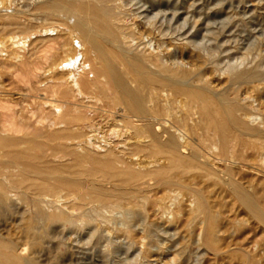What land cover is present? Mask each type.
I'll list each match as a JSON object with an SVG mask.
<instances>
[{
  "label": "rangeland",
  "instance_id": "rangeland-1",
  "mask_svg": "<svg viewBox=\"0 0 264 264\" xmlns=\"http://www.w3.org/2000/svg\"><path fill=\"white\" fill-rule=\"evenodd\" d=\"M41 1L46 2V0H0V13H1L0 14V97H1L0 105H3L2 103H4V107H5V108L0 109V113L1 112L3 113V116H2V113L0 114V118H1L0 122L4 121L2 119H7L10 116L9 114H12L13 116L14 115L13 113H15L13 117L16 121H20L19 117H21L22 123H24L25 121V123H29V124L33 123L32 125H34V122L37 119L38 120L41 119L40 123L43 125L40 126L41 124H38L37 122H35V125L38 124L40 127H43V131L45 130V132H48L46 131L47 129L49 130L48 127L55 126L54 128L52 127L51 130L49 131L50 133L49 132L48 133L53 134V132L56 133L57 131L59 133L58 136L60 135L62 136L63 133H60V132H62L64 128L63 126L65 125L61 123V124H55V125L48 126L50 120H54L57 117L56 112L53 111V109L48 105V103L46 104L44 102L47 100L52 101L54 99V96L52 95L51 90H50L51 88L49 89L48 86H51L52 88L56 90L59 89L58 92L62 90L65 92V89H66V92H68L69 89H72L73 87L72 83L70 82V79L67 76L69 75V69L71 70V72H74V73L79 72L77 74H78V78L80 79L79 81L80 84L81 83L82 85L87 84L88 82L92 81L96 77L94 74V71H95L94 69L96 68L97 63L94 59H92L89 55L85 54L84 52H83L84 54L79 55L81 50H83L84 46H82L81 44L79 45V42L77 43L75 41V43H73V47H74L73 52L67 51V54L69 56H72V58L76 60V61L72 60L73 65L71 64L72 66L70 65L67 67L64 65H61V66L57 65L66 56L64 52L61 53L60 51L62 50L61 48V44L63 43L62 41H67L66 38H68L67 31H65L64 29L66 26L65 24H63L64 23L63 21L67 19L66 18L67 15L56 13L53 11L50 12L46 8L43 10L44 6L42 7L43 4H40ZM125 2L126 4H124ZM110 4H112V2H110ZM37 5H41V6L37 7ZM39 7H41L40 10H39ZM6 10L10 13H8ZM119 10L120 11L122 10V12L120 14V20L118 23L121 25L123 24L122 26L124 28H126L127 26L130 29L131 27L130 31L132 32L134 31L133 32L134 37H136L137 35L136 37L137 39L135 40L144 42V44L141 45L142 46L141 49L144 51L147 50L145 52L155 50L154 52L163 53L162 54L163 58L168 63L172 59L178 62L182 61L181 63H183L185 67L191 68V69H194L202 65V72L205 74L206 79L210 82V85L213 88L215 89H221L223 87L227 88L225 92L226 94L225 96L228 98V100L232 99V97H234L238 93H239V96L241 97H244L243 96L244 94L250 96L251 89H252L251 93L256 92L255 93L256 96L254 97V94H251L248 101L249 102L253 101L252 102L253 105L251 103L250 104H251V107L253 108L254 106L256 110H254V108L253 109L251 108L250 110L251 112L254 111L253 113L257 114L256 116L258 117V119L256 118V120L250 121V124L256 127L259 126L260 128L263 127L264 125V110H263L264 109L263 108L264 88L262 87H264V85L259 86V88H262L261 90H263V91L258 90L259 93L257 92V89L250 87L249 86L250 84L249 85L246 84L248 86L244 84L246 87L243 84H241V86H238V88H236L235 86L236 84H234L231 86L232 88L229 87L230 89L229 90L227 87L228 85L227 74L223 72L221 73L220 71L219 72L216 71L214 67L212 66V64L207 63V59H205L207 56H205L206 55L205 53H202L203 51L199 49V46L201 44V45H204L207 49L209 47L208 50L210 51L208 50L206 51H208L209 53L213 52L212 54H214V56H212V60L219 67H224V65H226L229 62L239 60L238 59L239 56H240L239 57L240 59L241 58L243 59L245 57V59L246 58L247 59L246 60L244 59L243 65L245 67L246 66L250 67L251 69L253 68L252 73L253 72L254 74L256 73L257 74L256 77H259V78L261 76L264 77V69H262L264 68V63H263L264 62V55H263L264 54L263 53L264 52V0H125L123 4L120 6ZM13 13L16 15L14 16ZM51 15L52 16L57 15V16L52 17ZM16 16L17 18H15ZM51 17L56 20L52 19ZM63 17L65 18L63 19ZM30 18H34L32 21H30L33 24L32 29L35 28L34 31H32L29 34L30 37L25 42L24 44L25 46L23 45L24 47L22 45L21 46L18 45L17 47L14 46L15 44L11 42L10 37L11 35L12 36L16 35L18 33L17 31L18 29L14 26V24H12V20L19 19L18 20L19 22L25 23L24 21H26L27 23L29 22ZM7 19H10V23L9 21H7ZM49 23L50 24L52 23L53 25L49 26L48 25ZM37 24L39 25L38 27H37ZM9 25L12 26L10 27V29H9ZM50 28H52L53 30H50ZM57 33L59 34V37ZM52 35H53V38L55 37L54 39L52 38ZM56 36L59 39H57ZM189 36H191V38ZM46 37L47 38L49 37V38L47 39ZM44 38H46L47 40L45 41ZM49 39H52L54 41L57 40L56 41L57 43L55 42L56 44H58L60 41L62 43L60 42L58 46L55 43H52V41H50L49 43L48 42ZM196 40H199L201 42L200 44H198L199 46L196 44V43H199V41H196ZM212 40L213 41L215 40L218 42L214 41L215 42L214 43ZM29 41H31V43H29ZM149 41L151 43V47L148 48L147 46H144V45L149 43ZM176 41H184L186 45L183 42H182L183 44H181L180 42V45H179V43ZM46 42H48V45H45ZM40 44L43 46H41ZM193 44L195 45V47H193L194 46ZM38 45L40 46L39 48H38ZM44 45L48 46L47 48L51 47L50 49H52V51L53 50L55 51V52L53 51V53H56V54L52 53V55H55V56L63 55V57L59 56L58 59L56 60L55 56L53 57L49 49L46 50L47 48H45ZM75 46L79 49H77ZM163 46H167V47H163ZM218 47L221 51L218 49ZM247 47L251 48V52H249L250 48H247ZM37 48H38V51L36 52ZM40 48L42 49L44 48L46 50V54L49 52L51 56L49 54H47V56L49 55L51 58L49 56H48L49 58H47L45 52H43L44 50L42 51L40 50ZM32 49L35 50L34 52L35 55L34 53L30 54V50L33 52ZM244 49H246V52ZM39 50L42 52H39ZM241 51L245 53L241 54ZM27 52L29 53V56ZM59 52L60 54H58ZM250 54H251V59H249ZM32 55L34 57H37L34 60L35 62H37V63L34 62L35 65L38 63L40 65L35 66L34 64H32L33 59H34ZM221 55L223 56L220 57ZM45 56H46V60L47 59L50 60L48 64H47V61H45L44 59ZM27 57L29 59L28 61L32 60V62L26 61ZM219 57L221 60L219 59ZM88 58L92 59L93 63ZM247 60L248 61L250 60V61L245 62ZM38 61L42 63L43 68L41 67V63ZM200 61L201 62L204 61L206 65L201 63ZM27 64L31 67L32 65L35 66L36 68L33 67V69L35 72L37 71L38 74L36 73V75H34L33 69L32 68L30 69V67ZM251 64H253L254 67L253 66L251 67ZM16 65L20 68L22 67L21 70L23 71V74H25V76L22 75V71L20 69H17L18 67ZM54 65L55 67H53ZM83 65L85 66L83 67ZM25 66L26 68L28 67V69L26 70L32 71V73L27 71L30 74L28 77L26 75L28 73H25ZM38 66L42 68L43 70H40ZM44 66H45V69H44ZM256 66L258 69L260 68L257 71H256L257 69ZM15 67L17 68L15 69ZM82 72L85 74H83ZM31 74L34 76H32ZM60 74L62 75L61 78H59L61 76ZM85 75L87 76L89 80H86L87 78ZM36 76H39V77H36ZM24 77L29 79V81L27 82V79ZM24 79L27 83H24L25 82ZM95 79H98L99 81V80H102L103 77L100 76ZM82 81H84L85 83L83 84ZM219 82L222 83V87L220 86L221 83ZM258 82H259L258 85H260L261 82L262 84L264 83V81L262 80ZM258 82L256 81L255 83H258ZM255 83L251 84V86H253ZM28 84L31 86H29ZM243 86L245 88H243ZM33 87L35 89H33ZM243 90L244 92L246 91L247 94L246 93L241 94L243 93ZM248 90H250V92ZM228 91L229 92L231 91V92L229 93ZM227 93L230 96L229 95L227 96ZM89 95L87 94V95L81 96L82 98L80 96L79 98L78 96L74 98L72 97H69V98L61 97L60 98L63 100L64 105H66V103H68L69 105L71 104V102L77 101V103L82 105L80 107L82 109L81 114H87L92 120L94 119L91 122L96 123L98 121L97 122L98 124H96L97 129L95 131L90 132L89 131L90 128H87V127L84 128V130L89 131L88 133L89 135H91L90 137H93L92 135L96 133L94 135L96 136L94 139L95 141V144H93L94 146L88 145L87 147H89V149H91L92 151H95L96 152L95 154H98V155L100 154L99 155L100 157H103L102 155L103 151H104V154L106 153V151L108 152L107 150V145H108V149H110V147L112 146L113 150L115 149L114 152H117V155L119 153V156L121 155L124 158H126V161L131 160L132 162H136L135 160L137 161L144 160V158H142V153H140V155L138 156L132 155L133 157L130 156L128 157L129 159L126 157L127 155H124L123 153L124 151H126L125 144L132 143L133 140L129 139L131 130L126 131L124 127L122 128V126L119 125L120 123L118 124L115 121L119 119L121 116V113H123L121 108L111 109L107 105H104L105 104L104 100L107 101V98H104L103 100H101V102L104 103L103 104L100 102V100L96 101L95 99L87 97ZM252 96L254 98H252ZM258 100L261 104L258 103ZM88 102H89V105H87ZM93 102L94 104H92ZM260 105L262 107V110L260 108ZM256 106L258 107V109ZM65 107H67V110H65L66 108H64L63 106L61 108L62 113H65L67 111L69 113H73V112H70L69 106H65ZM5 109L7 111L8 109H10L11 112L13 113L7 112ZM259 109L262 113L257 111ZM6 112L9 113L8 114L9 116L6 115L7 114ZM39 115H40V119H39ZM240 115L242 116L243 114L241 113ZM259 117H261L262 119H260ZM25 118L28 120H26ZM102 119L104 121L101 122ZM106 120H108L107 123L105 122ZM110 120H112L113 123H111L112 121L110 122ZM78 123L79 125L81 124V125L86 126V124L90 123V120L78 121ZM119 126L121 129L119 128ZM30 129L28 128L29 131H31ZM52 130L54 131L51 132ZM97 132H98V135H97ZM18 134L19 133H17V135ZM19 135H21V132ZM37 139L40 141L46 142L45 148L43 149L44 155L40 154V152L42 153V151H38V150L33 151L36 154L34 155L35 157H39L42 155L45 156L44 158L40 159V161L38 162V165L42 168V171L45 174V176L49 175L50 173L62 174L64 176L68 174L67 172H70V174H72L71 176L76 180V182H80L84 190L94 191V192H98L102 194H106L107 192V194H110V193H113L116 189H119L120 187L125 188L127 190L128 189L130 190V188L138 189L144 194V196L146 195L147 201H145L144 204L141 206L138 205L139 210H138V207L133 208L135 212L140 211L141 213L138 214L137 212V216L135 218L136 220L134 219L135 221L132 220L131 222H129V225H131V227L129 226V229H131L132 231L128 229L124 231L125 229L124 228L122 229L123 227L122 225L125 224V220L131 218L130 216L131 214L128 213L129 216H127V214L125 212L123 213L122 210H114L116 213L113 211L108 212L107 215L109 217V220L106 222L99 221L98 224L96 225V230L92 231L91 233L88 231V229L75 232V231H71L68 229L66 231V229H62L56 226H52V228L51 227L47 228L44 225L43 227L45 229H44V234L42 236V239L40 240L39 244H35V245L32 244L33 238L32 239L29 238L28 237L29 234H27V231H26V226H28L30 223L31 225H35V214H34L35 211L32 206L31 195H28V197L22 200V202L21 201L19 202L11 201L8 204H4V203L0 204V206L2 205V207H0V210H3V211H0V241L3 239L2 241L5 240L4 242L8 240L15 242L20 247L22 256H25V257L32 256L31 258L35 264H129V263L130 264H264V224L259 219H257L254 215H252L247 210H245V208L241 204H239V202L236 200L234 195L231 194L232 192L230 191L229 186L221 182L213 174H211L210 176H205L204 178L201 177L200 179L197 177L194 180H192L191 177H189V179L187 177L186 179L187 181L185 180V182L194 183L196 187L201 186V188L200 187L199 188L201 189L204 197L206 196L205 198H207L205 199V203L207 204V207L209 208V214L207 215L209 217L207 218V216L205 217V215L203 214H197V216H195L196 213L193 212V208H194L193 207L194 204L192 203L193 199L184 193H183V196L179 195L180 199H178L179 196L177 197L178 199L177 201L178 203H177V202H174L177 199L173 200L172 198L166 197L164 195V191L161 190L160 187L156 186L155 181L153 179H150V180L147 179L145 181L144 179L137 180V181L128 180L125 183H122L123 185L122 186V185H119L121 184V181H116V180H110V182L109 180L104 181L101 178H99V174H95V175L90 174V178L93 179V180L91 179L92 180L91 181L90 178L87 179V177H89V174L87 175V173H85L82 175L83 173L82 170H84L82 169V167L86 168L85 170L87 171H88V168L89 170L91 168L92 169L97 168L96 166L98 165H99L98 167H102L103 164L100 161H103V159L102 160L98 159L99 162H94V163L91 162L90 160H88V158H86V155H83V154H86L87 152L86 148L83 146H80L79 148V145L71 147L74 150H76L74 152L78 156V158L76 155L74 156V153L71 154L72 156H70L67 151L69 147L66 149V146L72 141H68L66 138H64V135L61 138H56L57 140L56 139L46 140L43 138H37ZM251 140L252 138L250 139L246 137L243 138L242 152L246 156L244 159H237L234 161L232 159L223 160L219 156L215 155L214 150L212 151L208 150L207 151L208 153L205 152L204 158L206 160L207 166L210 167L209 169L215 171L216 169L223 170L227 168L230 170V174L232 175L233 179L237 181L239 185L242 186L244 182L246 183V185L249 184L250 186L249 185L246 186L244 184V186L242 187H246V189L252 188V189H247V190L248 191L251 190L249 192L254 193L253 194L254 198L256 199V201L258 200L257 201L258 204L262 206L263 208V205H264V175H263L264 174V171H263L264 170V152L256 150V153H255L254 152L255 149L252 148L253 142ZM75 141L76 140H73V144L75 143ZM117 141L118 143L120 141L119 143L120 145L115 143ZM121 142H123L124 144ZM247 144H249L250 146ZM58 145H62V146L66 145V146H63V147L61 146V148H58L57 147ZM78 151L79 152L83 151V152L79 153ZM119 151H122V152H119ZM209 151L212 153H210ZM64 152L67 153L68 156ZM79 155H81L83 158L85 156L84 158L85 160L81 159L82 158L81 156H80L81 158H79ZM99 156H96V157H99ZM74 157L77 158V161H78V162H75V164H74ZM241 160L243 162H241ZM85 161L87 165L85 164ZM254 161H256V163H254ZM66 162H68V164L73 163V165H71L72 168L70 167V171L66 169L67 168L66 165H68L66 164ZM81 162H84V163H81ZM160 162H162V160H160ZM63 163L64 165H62ZM90 163H92V165H90ZM212 163L217 164V167H215V164H212ZM80 164H83V166H80ZM58 165H60L62 170L57 169ZM85 165L86 167H84ZM133 166L134 168H138V165H133ZM74 167L76 168L80 167L81 170H78L79 169L78 168L77 170L79 172L77 173L76 168ZM51 168H56L57 170H52ZM28 169H30L31 171H34L31 168H28ZM56 178L57 177L55 176L53 180H56ZM211 178H213L214 180H212ZM210 179L212 181H210ZM48 181H52V180H48ZM153 181L154 183H152ZM116 182L117 183L120 182V183L117 184ZM143 182L144 183L148 182V184L146 183L142 184ZM126 184L127 186H125ZM153 184L155 186H151ZM106 185L108 186V188L109 187L110 188L109 189L106 188L107 187ZM118 185L120 187H118ZM148 186H151V187L148 188ZM143 187L144 188L146 187V188L144 189ZM152 197H154L156 200L155 199L153 200ZM187 197H188V200H187ZM166 198L168 199L166 200ZM141 203L142 202H140V204ZM160 204L161 205L163 204L164 206H161ZM178 207H181L182 209ZM147 208H148V210H146L147 213H145L146 211L144 210ZM7 209H9V211ZM169 209L170 211H168ZM174 210L175 212H173ZM18 211H20V215ZM118 215L120 217H118ZM115 216L121 225L117 222V219L115 218ZM212 217H214V219ZM26 221L27 223L23 224ZM213 221H215L214 224H213ZM212 226L214 227V230H212L213 238H212L211 243H209L206 238L208 237L210 228L213 229ZM143 228H147L146 230L147 232ZM120 230H122L124 233ZM84 231L85 233H87L86 235L89 236L88 239ZM128 231H130L131 234ZM213 231L215 232L214 234H213ZM125 232H128L130 236L127 233L126 235ZM74 233H77V234H74ZM147 233L151 235L148 238L144 237L146 236ZM90 234L92 236H90ZM1 237L3 238L1 239ZM130 237L131 239H129ZM4 238H7V240ZM62 238H64L63 239L64 241H68V242H64ZM81 238H84V239H81ZM26 240L27 241L29 240V241L27 242ZM69 241L71 243H69ZM127 241L128 242L130 241V243H128ZM133 241L134 242L136 241L135 244ZM42 242H45V244ZM126 242L127 244H130V245H127ZM132 242H133V246H132ZM125 244L127 245L126 246L127 248L125 247ZM180 244L181 246L179 247ZM110 245L111 247H109ZM67 246L69 247V249H67L68 248ZM31 249H35L37 252V255H35L36 254L35 250L32 251ZM102 249H104V251Z\"/></svg>",
  "mask_w": 264,
  "mask_h": 264
},
{
  "label": "bare ground",
  "instance_id": "bare-ground-1",
  "mask_svg": "<svg viewBox=\"0 0 264 264\" xmlns=\"http://www.w3.org/2000/svg\"><path fill=\"white\" fill-rule=\"evenodd\" d=\"M124 1L125 0H118V1L117 0H48V1L46 0V2H43V1L40 2V4H43L42 7L44 6L43 10L46 8L50 12L53 11L56 13H61V14L67 15L66 16L67 19L65 21H63L64 23L63 22L62 23L65 24V26H66L64 29H65V31H67L68 38H66L67 37L66 36L65 38L67 39V41H62L63 43L60 41L62 43L61 44L62 50L61 51L58 50L61 53L64 52L66 54V56L57 65H59V66L64 65L66 67L70 66L71 64L73 65L72 60H75V59H73L72 56H69L67 54V51L73 52V50H74L73 43H75V41H76L77 43L79 42V45L81 44L82 46H84L83 50H81L80 53L78 52L79 55L80 54L82 55L85 53L96 61L97 66L94 69L95 70L94 74L96 76L95 78L100 77V76L103 77V79L99 80V81H98V79L94 78L92 81H90L88 83L86 82L87 84H84L85 83L84 82L85 80H84V81H82L84 85H82V83L80 84V82H79L80 79L78 78V74H77L79 72L74 73V72H71V70L69 69V75H67V76L70 79V82L72 83V86H73L72 89H69V90L67 89L68 92H66V89H65V92L63 90L58 92L59 89L56 90V89L52 88L51 86H48L49 89L51 88L50 90H51L52 95L54 96V99L52 101L47 100L44 102L46 104L48 103V105L57 114V117L54 120H50L48 126L55 125V124H61V123L63 125H65V126H63L64 128H63L62 132H60V131L59 132L63 133L62 136L64 135V138H66L68 141H72L69 144H67V146L63 145V146H66V149L68 147L70 148V149L69 148L67 149L68 154L70 156H72L71 154H73V153H74V156L76 155L74 152L76 150H74L71 147L79 145V148H80V146H83L86 148L87 152H86V154H83V155H86V158H88V160H90L91 162H93V163L99 162L98 159H101V160L103 159V161H100L103 164L102 167H98L99 166L98 163H97L98 166H96L97 168L92 169L89 166L91 169L89 170V168H88V171L85 170L86 168L82 167V169H84V170H82L83 173L81 172L82 175L85 173H87V175L89 174V177H87L85 175L87 177V179L90 178V174H92V175L93 174L94 175L99 174V178H101L104 181L105 180L106 181L109 180V182H110V180L121 181V184H119L120 182L119 183L116 182L119 185H122V183H125L128 180L137 181V180L144 179V181H145L147 179L148 180L153 179L155 181L156 186L160 187L161 190L164 191V195L166 197H169V198H172L173 200H176L179 195L183 196V193L186 194L187 196L191 197L194 201V202L192 201V203L194 204L193 212L196 213L195 216H197V214H203L206 217L209 214V208L207 207V204L205 203V199H207V198H205L206 196L204 197V195L200 189L201 186H199L200 188L198 186L196 187V185L194 183L185 182V180L187 179V177H188V179H189V177H191L192 180H194L197 177L200 179L201 177L204 178L205 176H210L211 174H213L214 176L217 177V179H219L221 182H223L224 184H227L229 186L230 191L232 192V193L231 192L230 193L234 195L236 200L239 202V204H241L245 208V210H247L249 213L254 215L257 219H259L264 224V209H263L264 205L262 208V206H260L258 204V202H257L258 200L256 201V199L254 198V195H253L254 193H250L249 191H251V190H249V191L247 190V189H252V188L246 189V187H242V186H244V184L246 185L245 182L242 186L239 185L238 182L233 179L232 175L230 174V170L227 168L223 169V170H220V169L217 170L215 168L216 169L215 171L209 169L210 167L207 166L206 160L204 158L205 152H207L208 150H210V151L214 150L215 155L219 156L223 160L232 159L234 161L237 159H244L246 157L244 155V153L242 152L243 138L244 137L249 138V139L252 138V140H251L253 142L252 148L255 149V151H254L255 153H256V150L264 152V125L262 128H260L259 126L256 127V126L250 124V121H254V120H256V118L258 119V117L256 116L257 114L253 113L254 112L253 110H252L253 112H251V110H250L252 108L251 104L253 101L252 102L248 101L251 94H254V97L256 96L255 95L256 92L251 93L252 89H251V92H250V90H248L250 92V96H248V95L244 94V93H246V91L244 92V90H246V89H244L243 93H241V94H244L243 95L244 97L239 96V93H238L237 95L232 97V99L228 100V98L225 96L226 95L225 92H226L227 88H225V87H223L221 89L213 88L210 85V82L206 79L205 74L202 72V65H200L194 69H191V68L185 67L184 64L181 63L182 61L178 62V61H174L172 59L168 63L163 58V55H162L163 53L154 52L155 50H151L148 52H145L147 50H145V51L142 50L141 45L144 44V42H140V41L135 40V39H137L136 38L137 35H136V37H134V34H133L134 31L133 32L130 31L131 27L129 29V27H127L125 25L126 28H124L122 26L123 24L121 25L118 23L120 20V14H121L122 10L124 9V7H123V9L121 8L122 9L121 11L119 10V8L123 4ZM110 2H112V4H110ZM124 4H126V2ZM38 6H41V5H37V7ZM40 8L41 7H39V10H40ZM26 9H27V7H26ZM45 11H47V10H45ZM8 13H10V12H8ZM36 13H37V11H36ZM13 15L15 16L16 14L13 13ZM45 15H47V14H45ZM56 16L54 15L52 17H56ZM58 16H60V15H58ZM44 17H46V16H44ZM15 18H17V16ZM48 18H50V17H48ZM64 18L65 17H63V19ZM33 19L34 18H30L29 22H27V23H26V21H24L25 23H21L18 20H15V19L12 20L11 19L12 24H14V26L18 29L17 30L18 33L14 36L11 35V37H10L11 42L13 44H15L14 46H16V47L18 45L23 46L25 44V42L29 39V37H30L29 34L32 31H34V29H35V28L32 29L33 24L30 22ZM52 19H54V18H52ZM54 20H56V19H54ZM7 21H9V23H10V19H7ZM52 23L51 24L49 23L48 25L49 26L53 25ZM43 24H45V23H43ZM38 26L39 25L37 24V27ZM10 27H12V26L9 25V29H10ZM50 30H53V29L50 28ZM6 32H7V30H6ZM214 33H215V31H214ZM55 34H54V36H55ZM210 35H211V33H210ZM220 35H221V33H220ZM64 36H65V34H64ZM40 37H42V36H40ZM58 37H59V34H58ZM189 37L191 38V36H189ZM202 37H204V36H202ZM37 38H39V37H37ZM46 38H44L45 41L49 37L47 39ZM52 38H53V35H52ZM56 38H57V36H56ZM57 39H59V38H57ZM139 40H141V39H139ZM50 41H52V43H55L57 40L54 41L52 39H49L48 42L50 43ZM196 41H199V40H196ZM212 41H211V43H212ZM34 42H36V41H34ZM48 42H46L45 45H48ZM60 42L58 44H60ZM176 42H178L179 45H180V42H181V44L184 43V41H176ZM215 42H218V41H215ZM29 43H31V41H29ZM200 43L201 42L199 41V43H196V44L198 45ZM58 44H56V45H58ZM184 44L186 45V43H184ZM45 45H44V47L47 48L48 46H45ZM51 45H53V44H51ZM41 46H43V45H41ZM144 46H147L148 48L151 47L150 41H149V43H147ZM36 47H37V45H36ZM39 47L40 46L38 45V48ZM163 47H167V46H163ZM193 47H195V45ZM38 48H37L36 52L38 51ZM50 48H47L46 50L49 49V51L52 55L54 50L52 51V49H50ZM190 48H191V46H190ZM247 48H250V47H247ZM77 49H79V48H77ZM153 49H155V48H153ZM199 49L203 51V52L202 51H200V52L206 54L205 56H207V57L205 59H207V63L212 64V66L214 67V69L216 71H218V72L220 71L221 73L223 72V73L227 74V76H228V78H227L228 89H229V87H231L234 84H236L235 85L236 88H238V86H241V84H243V85L244 84L245 85L250 84L249 86L257 89V92H258V90L260 91L262 88H264V87L259 88V86L264 85V83L262 84V82H261V84L258 85L259 84L258 81H261V80L264 81L263 80L264 77H262V76H261L262 78L256 77L257 74L256 73L254 74V72L252 73L253 68L251 69L250 67H247V66L245 67L243 65V61H244L245 57L243 59L242 58L240 59L239 58L240 56H239L238 57L239 60L229 62L226 65H224V67H219L212 60V56H214V54H212L213 52L212 53L208 52V51H210V50H208L209 47L207 49L204 45L200 44ZM218 49H219V47H218ZM40 50H42V51L44 50L43 52H45V54H46V50L44 48L43 49L40 48ZM40 50H39V52H42ZM206 50H208V51H206ZM241 50H243V49H241ZM244 50L246 52V49H244ZM28 52H27V54L29 56ZM31 52L32 51L30 50V54H33L35 52V50H33L32 53ZM60 52L58 54H60ZM249 52H251V48H250ZM249 52H248V54H249ZM50 53L48 52L47 54L50 55ZM198 53H199V51H198ZM244 53L241 51V54H244ZM261 53H262V51H261ZM41 54H43V53H41ZM47 54H46V56H47ZM53 54H56V53H53ZM34 55H35V53H34ZM194 55H196V54H194ZM260 55H262V54H260ZM46 56H45V58L44 57L43 58L45 59V61H47V64H48L50 62V60L49 59L46 60ZM48 56H47V58L50 57V56L49 57ZM52 56L54 57L55 55H52ZM59 56L63 57V55H58V56H55V59L57 60ZM222 56L223 55H221L220 57H222ZM30 57H31V55H30ZM215 57H216V55H215ZM220 57H219V59H220ZM24 58H25V56H24ZM35 58H37V57H34L33 62L31 60V58H30L31 61H28L29 60L28 57L26 58L27 60L26 59L25 60L28 62H32V64L35 65V63H37L34 61ZM88 59H90V58H88ZM92 59H90L91 62H92ZM249 59H251V54H250ZM79 60H80V58H79ZM36 61H37V59H36ZM249 61L247 60L245 62H249ZM38 62H40V61H38ZM25 63H27V62H25ZM201 63L205 64L204 61H202ZM15 64H17V63H15ZM36 65H40V64L38 63ZM26 66H25V73H28V72L32 73V71L30 69L31 68L33 69V67H35V66L32 65V67H31L28 65L30 67V69H29L30 71L26 70V69H28V67L26 68ZM45 66H44V69H45ZM84 66L85 65H83V67ZM252 66L254 67L253 64H251V67ZM260 66H261V64H260ZM17 67H15V69ZM41 67L43 68L42 63H41ZM53 67H55V65ZM21 68L18 67L17 69L21 70ZM42 68L39 67L40 70H43ZM256 68H257V66H256ZM259 69L257 68L256 71ZM262 69H264V68H262ZM33 71H34V69H33ZM34 72H33V74L36 75L37 71L35 73ZM83 74H85V73H83ZM22 75L25 76V74H23V71H22ZM26 75L28 77L30 74L28 73ZM34 75H32V76H34ZM41 75H42V73H41ZM36 77H39V76H36ZM61 77H62V75L59 78H61ZM81 77H82V75H81ZM24 78H26V77H24ZM86 78H87V76H86ZM33 79H31V80H33ZM86 80H89V79L87 78ZM24 81H25V79H24ZM28 81H29V79H27V82ZM66 81H68V80H66ZM256 81L258 83H255ZM27 82L25 81L24 83H27ZM219 83H221V82H219ZM253 83H255V84L253 86H251V84H253ZM215 85H216V83H215ZM248 85H246V86H248ZM29 86H31V85H29ZM220 86L222 87V83ZM220 86H219V88H220ZM244 86H243V88L246 87V86L245 87ZM33 89H35V88L33 87ZM247 89H248V87H247ZM255 89H254V91H255ZM261 91H263V90H261ZM87 94L88 95L90 94L87 97L95 99L96 101L100 100V102L104 98H107V101L104 100L105 104L103 102H101V103H103L104 105H107L111 109L121 108L123 113H121L120 118L115 120V121L118 124L120 123L119 125L122 126V128L124 127L126 129V131L131 130L129 139L133 140L132 143H129L130 142L129 141L128 142L129 144H125L126 145V149H125L126 151H124L123 153H124V155H127L126 156L127 158L132 156V155L138 156V155H140V153H142V158H144V160L140 161L138 159L139 161L135 160L136 162H132L131 160L126 161V158H124L121 155L119 156V153L117 155V152H114L115 149L113 150L112 146H111L112 149H111V147H110V149H108V145H107L108 152L106 151V153L104 154V151H103L102 152L103 157H100L99 156L100 154L99 155L95 154L96 153L95 151H92L91 149H89V147H87L88 145L95 144L94 139L96 136H94V135L96 133L94 135H92L93 137H90L91 135H89L88 132L89 131L92 132V131H95L97 129L96 124H98L97 123L98 121L96 120L97 121L96 123L91 122L94 119L92 120L89 117V115H87V114H81L82 109L80 107L82 105L77 103V101L71 102V104H69V105H68V103H66V105H64L63 100L60 99L61 97H67V98L72 97V98H74L76 96H78V98H79V96L81 97V96H84ZM228 95L229 94L227 93V96ZM254 97L252 96V98H254ZM0 100H1V97H0ZM259 100H258V103H260ZM2 104L3 105H0V109L5 108L4 103H2ZM92 104H94V102ZM87 105H89V102L87 103ZM63 106H64V108H66L65 110H67V107H65V106H69L70 112H73V113H69L68 111L65 113H62L61 108ZM97 108H99V107H97ZM253 108H254V106H253ZM260 108L262 110L261 105H260ZM263 108H264V105H263ZM257 109H258V107H257ZM9 110L10 109H8V111L7 110L6 111L11 112V110L10 111ZM254 110H256V108H254ZM257 111L261 112L260 109ZM3 112H4V110H3ZM11 113H13V112H11ZM241 113L243 114L242 116L240 115ZM8 114L9 113H7L6 115L7 116L10 115V116L7 119H2L4 121L0 122V204H2V203L8 204L11 201H15V202L21 201L22 202V200L26 199L28 197V195H31L32 206H33L34 211H35V213H34L35 214V225H31V223L28 221L30 224L28 223L29 225L26 226V231H27V234H29L28 237L31 239L33 238L32 239L33 245L39 244L40 240L42 239V236L44 234V229H45L43 227L44 225L47 228L48 227L52 228V226H56V227H60L62 229H66V231L68 229V230L75 231V232L82 231L84 229H88V231L91 233L92 231L96 230V225L98 224L99 221H104V222L108 221L109 217H108L107 213L111 212V211L115 212L114 210H122L123 213L125 212L127 214V216H129V214H131L130 215L131 218L125 220V224L122 225L123 226L122 229L123 228L125 229L124 231H126L127 229L131 230V229H129V226L131 227V225H129V222H131L132 220H134L136 218L137 212H138V214L141 213L140 211L135 212L133 208L138 207V210H139L138 205L141 206L144 204L145 201H147L146 195L144 196V194L138 189L130 188L131 186L129 187L130 190L129 189L127 190L125 188L120 187L119 185H118V187H120V188L116 189L117 191L113 190L114 192L110 193V194H107L106 191H105L106 194H102V193H98V192H94V191L84 190L82 188L80 182H76V180L71 176L72 174H70V172H67L68 174L64 175V176L62 174H52V173L45 176V174L42 171V168L38 165V162L40 161V159L45 157V156H43L44 155L43 149L45 148L46 142L40 141L37 138H43L46 140L47 139L48 140H53V139L55 140L56 138H61L62 136L61 135L58 136L59 133L57 131H56V133H54L53 132L54 130L51 131V132H53V134H49L50 133L49 131L51 130V128L53 126L48 127L49 130L48 129L46 130L49 133L45 132V130L43 131V127H40L43 125L40 123V121H41L40 115H39L40 120H38V119L36 120V118H35V120H36L35 122H37L38 124H41L39 126L38 124L35 125V122H34V125H32L33 123H31V122H30L31 124L25 123V121H24V123H22L21 117H19L20 121H16L13 117L15 115V113H13L14 114L13 116H12V114H9V115ZM111 115H113V114H111ZM2 116H3V113H2ZM243 116H244V118H243ZM16 117H17V115H16ZM5 118H6V116H5ZM259 118L262 119L261 117H259ZM42 119H43V117H42ZM26 120H28V119H26ZM83 120H90V123L86 124V126L81 125V124L79 125L78 121H83ZM108 120H106L105 122L107 123ZM0 121H1V118H0ZM102 121H104V120L102 119L101 122ZM111 121L112 120H110V122ZM137 121H138V123H137ZM111 123H113V121ZM116 126H118V125H116ZM116 126H114V127H116ZM120 126H119V128H120ZM85 127L90 128V130L89 131L84 130ZM98 127H100V126H98ZM28 128L29 129L32 128V129H30L31 131H29ZM26 130L29 132H27ZM20 132H21V135H19ZM123 132H125V131H123ZM17 133H19V134L17 135ZM97 135H98V132H97ZM73 140H76L74 144H73ZM96 141H97V139H96ZM120 141H119V143H120ZM115 143L119 144L118 141ZM121 143H123V142H121ZM112 145H114V144H112ZM247 145H249V144H247ZM61 146L62 145H58L57 147L61 148ZM96 146H97V144H96ZM116 147H118V146H116ZM123 149H124V147H123ZM35 150L42 151V153L40 152V154H43V155L39 156V154H38L39 157H35L34 155H36V154L33 152ZM116 150H118V149H116ZM57 152H59V151H57ZM82 152H79V153H82ZM97 152H99V151H97ZM119 152H122V151H119ZM100 153H101V151H100ZM210 153H212V152H210ZM65 154L67 155V153H65ZM80 156L81 155H79V158L82 157V156L81 157ZM96 156H99V157H96ZM250 156H252V155H250ZM77 158H78V156H77ZM77 158L74 157V164H75V162H78ZM84 158H85V156H84ZM84 158L82 157L81 159H84ZM72 159H73V157H72ZM75 159H76V161H75ZM132 159H134V158H132ZM160 160H162V162H160ZM86 161H85V164H86ZM70 162H72V161H70ZM208 162H209V160H208ZM241 162H243V161L241 160ZM81 163H84V162H81ZM101 163H100V165H101ZM254 163H256V161H254ZM66 164H68V162H66ZM132 164L138 165V168H134V166ZM212 164H215V163H212ZM62 165H64V163ZM71 165H73V163L72 164L69 163L68 165H66L67 166L66 169H68V171H70ZM86 165L84 167H86ZM90 165H92V163H90ZM80 166H83V164H80ZM215 167H217V164H215ZM260 167H261V165H260ZM28 168H31L34 171H31ZM74 168H76V167H74ZM211 168H213V167H211ZM51 169L52 170H57V169L62 170L60 165H58L57 169L56 168H51ZM77 169L81 170L80 167H77L76 168L77 173L79 172ZM82 175H81V177H82ZM55 176L57 178H56V180H53ZM85 176H84V178H85ZM96 177H98V176H96ZM93 178H94V176H93ZM91 179L92 178H90V180ZM211 179L214 180L213 178H211ZM211 179H210V181H212ZM48 180H52V181H48ZM84 181H86V180H84ZM94 181H95V179H94ZM154 181L152 183H154ZM98 182H100V181H98ZM145 183L143 182L142 184H145ZM146 184H148V182ZM248 185L249 184H247L246 186H248ZM125 186H127V184ZM151 186H155V185L153 184ZM151 186H148V188H150ZM225 187H227V186H225ZM106 188H108V186ZM114 188H115V186H114ZM159 193H161V192H159ZM152 198H153V200L155 199L154 197H152ZM167 199L168 198H166V200ZM178 199H180V196ZM178 199L174 202H177ZM187 200H188V197H187ZM140 202H142V203L140 204ZM179 202H181V201H179ZM171 204H170V206H171ZM10 206H12V205H10ZM161 206H164V205L162 204ZM0 207H2V205ZM152 208H154V207H152ZM178 208H181V207H178ZM142 209H144V208H142ZM181 209H179V210H181ZM7 210L9 211V209H7ZM146 210H148V208L145 209L144 211H146ZM0 211H3V210H0ZM154 211H156V210H154ZM168 211H170V209ZM18 212L20 215V211H18ZM162 212H163V210H162ZM173 212H175V210ZM145 213H147V211ZM115 215H117V214H115ZM118 217H120V216L118 215ZM208 217L209 216H207V218ZM214 217H212V218L214 219ZM115 218H116V216H115ZM116 219H115V221H116ZM117 222H118V219H117ZM214 222L215 221H213V224H214ZM26 223H27V221L24 222L23 224H26ZM209 224H210V222H209ZM145 225H146V223H145ZM34 229H35V231H34ZM143 229L145 231L147 230V228H143ZM212 230H214V227H213V229L210 228L209 233H208V237L206 238L209 243H211L212 238H213L212 237ZM26 231H25V233H26ZM120 231H122V230H120ZM61 232H62V230H61ZM128 232L131 234L130 231H128ZM128 232H125V234L127 233L129 235ZM146 232H144V233H146ZM63 233H64V231H63ZM84 233H85V231H84ZM214 233L215 232L213 231V234ZM74 234H77V233H74ZM86 234L87 233H85V235ZM48 236H49V234H48ZM90 236H92V235L90 234ZM149 236H151V235H149V233H147L146 236H144V237L148 238ZM2 238L3 237H1V239ZM88 238H89V236H87V239ZM4 239L7 240V238H4ZM63 239L64 238H62V240ZM81 239H84V238H81ZM129 239H131V237ZM2 240L0 241V264H35L31 258L32 256H30V257L29 256L28 257L22 256L21 251H20V247L15 242L9 241V240L4 242L5 240L4 241H2ZM90 240H88V241H90ZM130 241H132V240H130ZM130 241L129 242L127 241V242L130 243ZM45 242H42V243L45 244ZM64 242H68V241H64ZM72 242H73V240H72ZM127 242H126V244H127ZM133 242H132V246H133ZM135 242H134V244H135ZM183 242H185V241H183ZM69 243H71V242L69 241ZM126 244H125V247L127 245H130V244H127V245ZM181 244L179 245V247L181 246ZM68 246H69V244H68ZM30 247H31V245H30ZM109 247H111V245ZM129 247H131V246H129ZM67 249H69V247ZM104 249H102V250L104 251ZM31 250L33 251L35 249H31ZM57 252H59V251H57ZM35 253H36L35 255H37L36 250H35ZM110 254H111V252H110ZM106 255H107V253H106Z\"/></svg>",
  "mask_w": 264,
  "mask_h": 264
}]
</instances>
